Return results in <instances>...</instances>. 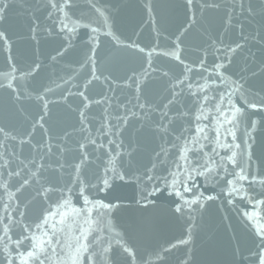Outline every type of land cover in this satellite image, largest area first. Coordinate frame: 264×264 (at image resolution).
Instances as JSON below:
<instances>
[{
	"label": "water",
	"instance_id": "obj_1",
	"mask_svg": "<svg viewBox=\"0 0 264 264\" xmlns=\"http://www.w3.org/2000/svg\"><path fill=\"white\" fill-rule=\"evenodd\" d=\"M0 264H264V0H7Z\"/></svg>",
	"mask_w": 264,
	"mask_h": 264
},
{
	"label": "snow or ice",
	"instance_id": "obj_2",
	"mask_svg": "<svg viewBox=\"0 0 264 264\" xmlns=\"http://www.w3.org/2000/svg\"><path fill=\"white\" fill-rule=\"evenodd\" d=\"M0 5H3V8H0V12H2L7 7V0H0Z\"/></svg>",
	"mask_w": 264,
	"mask_h": 264
}]
</instances>
